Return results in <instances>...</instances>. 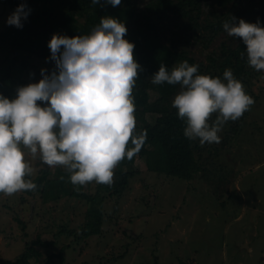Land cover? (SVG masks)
<instances>
[{"label":"rangeland","instance_id":"rangeland-1","mask_svg":"<svg viewBox=\"0 0 264 264\" xmlns=\"http://www.w3.org/2000/svg\"><path fill=\"white\" fill-rule=\"evenodd\" d=\"M240 1L236 6L204 4L198 24L190 15H173L163 41L208 63L210 52L222 55L224 44L235 47L240 39L223 29L206 48L197 35L202 33L205 39L213 28H205L207 23L215 21V15L233 13ZM13 12L0 0V29ZM75 14L79 22L85 21L81 12ZM54 66L55 62L13 51L0 42V94L15 98L19 87L38 83L41 69L50 74ZM252 69L253 76L243 85L255 103L239 118L244 119L241 128L235 127L237 120L228 121L218 133L219 143L199 142L201 169L191 179L149 171L146 156L140 153L123 163L137 173L121 197L106 192L99 233L77 237L62 232L63 228L80 232L87 220L86 199L68 195L43 199L40 192L26 190L12 196L0 193V264L14 259L31 241L41 255L29 264H264V70ZM180 90L179 86L177 94ZM158 95L153 90L151 99ZM25 153L34 169L27 179L34 183L47 165ZM49 170L57 177L56 168ZM97 185L91 182L81 188L96 192ZM39 239L53 243L43 245Z\"/></svg>","mask_w":264,"mask_h":264},{"label":"clouds","instance_id":"clouds-1","mask_svg":"<svg viewBox=\"0 0 264 264\" xmlns=\"http://www.w3.org/2000/svg\"><path fill=\"white\" fill-rule=\"evenodd\" d=\"M103 4L117 7L121 0ZM30 11L21 3L8 25L22 28ZM223 28L246 46L248 65L264 70V26L232 17ZM126 33L119 19L103 17L89 34H54L48 44L51 73L41 69L42 79L19 87L15 98L0 94V193L36 189L27 179L34 169L25 150L33 160L64 169L74 186L111 185L119 163L139 153L146 137L136 132L133 89L141 65ZM198 67L185 60L169 71L161 64L151 82L180 85L172 107L186 124L184 136L203 146L219 143L223 125L241 118L255 101L231 69L213 78L198 74Z\"/></svg>","mask_w":264,"mask_h":264},{"label":"trees","instance_id":"trees-1","mask_svg":"<svg viewBox=\"0 0 264 264\" xmlns=\"http://www.w3.org/2000/svg\"><path fill=\"white\" fill-rule=\"evenodd\" d=\"M241 0V7L233 13L223 17L214 16L215 21L207 23L205 28L213 27L211 34L205 39L204 35H197L199 41L207 44L223 30L225 21L231 22L232 17L237 21L243 19L249 23L260 22L264 26V0H249L246 4ZM14 9L21 3H26L30 14L23 20V27L5 24L0 29V42L9 45L13 51L26 52L37 58L49 60L51 51L49 41L54 34L75 37L89 34L103 17H113L123 22L127 28L125 39L135 44L134 55L141 65L139 78L133 89L135 104L136 132L145 133V142L139 151L146 156L148 170L164 172L170 176L191 179L201 165L198 161L199 140H189L184 136L185 122L180 120L172 102L180 86L155 85L151 82L153 74L158 72L161 64L169 71L178 61L187 60L190 65H198V74L209 75L213 78H223V72L231 69L236 79L248 83L253 76V69L247 63L246 46L240 40L235 46L223 45L222 55L212 51L209 53L208 63L190 56L176 45L163 41V31L173 15L177 17L192 16L195 23L202 13L206 3L227 6L230 2L236 6L238 0H121V5L112 7L101 4L92 5L91 0H5ZM103 5V6H102ZM85 15V21L79 22L75 12ZM193 15L191 12H195ZM198 24V22H197ZM197 24L192 28H196ZM210 29V28H209ZM54 62V61H52ZM159 93L154 100L152 91ZM216 119V117H215ZM244 119L235 122L236 128H241ZM129 147H132L129 144ZM125 158L114 171V180L111 185L98 184L96 192L82 190L81 186H74L69 174L62 168L57 169V177L49 175V166L42 169L35 178V190H26L29 193L40 192L43 199H58L62 195L76 196L86 199L89 206L86 211L87 220L80 227L78 233L74 229H62L69 235L89 237L99 233L103 227L105 213L103 202L109 195L121 197L137 170L122 167L123 163H130ZM63 177V179H61ZM76 237V238H77ZM78 239V238H77ZM43 245L49 243L38 240ZM41 255L34 244L28 242L26 248L14 259H5L2 264H29L33 257ZM62 256H64L59 253Z\"/></svg>","mask_w":264,"mask_h":264}]
</instances>
